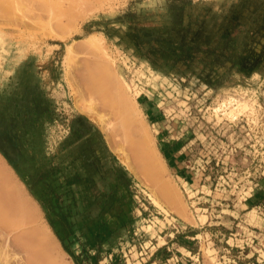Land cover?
I'll return each mask as SVG.
<instances>
[{"label": "rangeland", "instance_id": "374dc122", "mask_svg": "<svg viewBox=\"0 0 264 264\" xmlns=\"http://www.w3.org/2000/svg\"><path fill=\"white\" fill-rule=\"evenodd\" d=\"M67 1L0 0V247L264 264V0Z\"/></svg>", "mask_w": 264, "mask_h": 264}, {"label": "bare ground", "instance_id": "6f19581e", "mask_svg": "<svg viewBox=\"0 0 264 264\" xmlns=\"http://www.w3.org/2000/svg\"><path fill=\"white\" fill-rule=\"evenodd\" d=\"M77 1H79V0H77ZM77 1H75V2L77 3ZM70 2H73V1L71 0L68 3H70ZM81 2H82V0H81ZM79 4H82V3L79 2L77 5H79ZM71 5H73V4L71 3ZM71 5H70V7L68 6V8L70 10H71V8H73V6H71ZM74 7H76V6H74ZM77 7H79V6H77ZM57 8H58V10L60 12L62 11V10H60V8L58 6H57ZM65 8H67V7H65ZM50 9L52 10V7ZM62 9L64 10V8H62ZM53 10H54V7H53ZM56 10L54 12H56ZM58 10H57V13L59 12ZM70 10H68V11H70ZM75 10H76V8L71 10L70 12L71 13L75 12ZM65 11L66 10H64V12ZM54 12H52L53 15H54ZM69 13H66L64 15L59 14V16L61 17V16H65V15L68 14L66 16V17H68L71 14V13L70 14ZM50 17L51 16L49 15V10H48V16H46V18H48L47 20L48 21L51 20L53 24H56V22H57V24L54 25V27H53L54 30L57 29L58 32H59V30L61 32H63L62 30H65V29L64 28L62 29V27L65 24V22L62 23L61 21H59L58 20L59 17L57 16L56 20L54 19L55 20V23H54V20L50 19ZM62 18H64L65 21H66V19H68V18H65V17H62ZM62 18H60V19H62ZM46 23L49 25V23L47 21H46ZM66 23H67V21H66ZM66 25H64V26L67 27ZM49 26L52 27V24L49 25ZM56 26H58V27H56ZM53 28H51V29L53 30ZM59 28H61V29H59ZM86 81H87V84L85 83V85H87L86 88H88V92L97 93V94H99L102 97V99L105 102H107L109 104H112L111 96L109 95L106 87L102 84V82H101L99 77H97V76L87 77ZM86 92H87V89H86ZM84 108H86V106ZM87 112H89V111H87ZM174 209H176V208H171L170 210H173V212L176 213V210H178V209H176L175 211H174ZM180 213L181 212L179 211V213H176V214L178 215ZM179 216H182V215L180 214ZM40 231H41L40 233L35 234V235L31 236V237L30 236H26V238L18 240V243L21 240L20 244L22 243V245L25 246V249L27 251V258L26 259H23V255L21 254V252L19 253L18 250L17 251H15V250L11 251V250H9V248H5V246L4 247H0V264H12V263H14V264H61L60 260L55 255V253L53 252V249L51 248V246L49 244V235H48L47 231L45 229H40Z\"/></svg>", "mask_w": 264, "mask_h": 264}, {"label": "crops", "instance_id": "0c3cea01", "mask_svg": "<svg viewBox=\"0 0 264 264\" xmlns=\"http://www.w3.org/2000/svg\"><path fill=\"white\" fill-rule=\"evenodd\" d=\"M10 184L13 185V182L9 181L8 179L5 178V185L6 186H11ZM5 225H3V228L5 229V226L7 227H12V228H18L21 224L19 223V220L18 221H11V222H7L5 221L4 223ZM38 227H41V226H36L34 225L31 230L29 231H18V232H15V238L14 239H17V244H18V251L19 253L21 251H23L25 253L26 249L24 247V245H22V243L20 244V242L18 243V240L19 239H24L26 238V236L28 235H31L33 232H35V230L39 229ZM45 228V227H44ZM45 230L47 231L48 235H49V244L51 246V248L53 249V252L55 253V255L58 257V259L60 260L61 264H69V262L67 261L66 259V254H65V251L61 248V243L57 240V238L55 236H53L50 231L45 228ZM40 229L37 230L35 232V234H38L40 233ZM4 234H5V231H4ZM33 236V235H32ZM20 244V245H19ZM21 254L25 257V255L21 252ZM193 257V256H192ZM166 261H169L168 259H166Z\"/></svg>", "mask_w": 264, "mask_h": 264}]
</instances>
